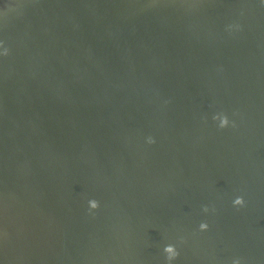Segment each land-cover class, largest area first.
<instances>
[{"label": "water", "instance_id": "water-1", "mask_svg": "<svg viewBox=\"0 0 264 264\" xmlns=\"http://www.w3.org/2000/svg\"><path fill=\"white\" fill-rule=\"evenodd\" d=\"M0 40V264H264V3L0 0Z\"/></svg>", "mask_w": 264, "mask_h": 264}, {"label": "clouds", "instance_id": "clouds-1", "mask_svg": "<svg viewBox=\"0 0 264 264\" xmlns=\"http://www.w3.org/2000/svg\"><path fill=\"white\" fill-rule=\"evenodd\" d=\"M261 3H264V0H260ZM227 30L231 31L233 29H238L239 25L232 23V24H228L226 26ZM8 47L4 44V42L2 40H0V56H4L8 54ZM213 120L214 121H218L217 123V127L218 128H224L226 126H228L230 122L228 117L223 113V112H217L213 114ZM145 142L148 144H151L154 142V139L152 136H146L145 137ZM232 204L235 206H240L244 204V199L242 196L237 195L234 197V199L232 200ZM87 207L88 210L91 211L93 209H96L98 207V201L94 198H90L87 200ZM200 230H205L208 228V224L204 221H201L198 225ZM165 251L169 254L168 255V259L171 260L172 258H174L177 255V251L175 249V247L171 244L165 245ZM231 264H241L240 258L239 257H235L232 259Z\"/></svg>", "mask_w": 264, "mask_h": 264}]
</instances>
